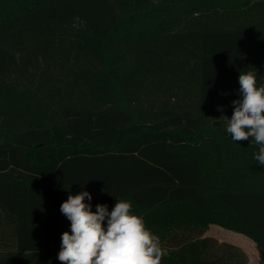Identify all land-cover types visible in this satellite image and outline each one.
Here are the masks:
<instances>
[{
  "label": "trees",
  "instance_id": "trees-1",
  "mask_svg": "<svg viewBox=\"0 0 264 264\" xmlns=\"http://www.w3.org/2000/svg\"><path fill=\"white\" fill-rule=\"evenodd\" d=\"M249 70L264 0H0V264H61L84 190L131 200L162 264H251L211 223L264 259L259 145L226 131Z\"/></svg>",
  "mask_w": 264,
  "mask_h": 264
},
{
  "label": "clouds",
  "instance_id": "clouds-1",
  "mask_svg": "<svg viewBox=\"0 0 264 264\" xmlns=\"http://www.w3.org/2000/svg\"><path fill=\"white\" fill-rule=\"evenodd\" d=\"M239 85L241 98L232 102L226 131L236 142L254 140L259 145L254 159L264 165V84L258 86L257 71L249 70L241 71ZM91 200L92 193L84 190L69 195L60 206L71 222L61 238V264H162L170 256L144 217L133 212L131 200H118L111 210L97 204L95 211Z\"/></svg>",
  "mask_w": 264,
  "mask_h": 264
},
{
  "label": "rangeland",
  "instance_id": "rangeland-1",
  "mask_svg": "<svg viewBox=\"0 0 264 264\" xmlns=\"http://www.w3.org/2000/svg\"><path fill=\"white\" fill-rule=\"evenodd\" d=\"M205 236H214L219 240L237 244L246 252L251 264H264V259L259 254L256 242L245 232L236 231L218 223H211Z\"/></svg>",
  "mask_w": 264,
  "mask_h": 264
}]
</instances>
